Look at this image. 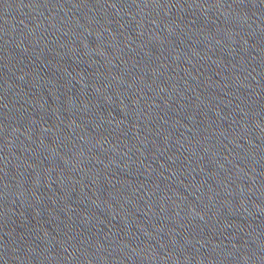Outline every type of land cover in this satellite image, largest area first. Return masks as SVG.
<instances>
[{
    "label": "water",
    "instance_id": "1",
    "mask_svg": "<svg viewBox=\"0 0 264 264\" xmlns=\"http://www.w3.org/2000/svg\"><path fill=\"white\" fill-rule=\"evenodd\" d=\"M0 264H264V0H0Z\"/></svg>",
    "mask_w": 264,
    "mask_h": 264
}]
</instances>
